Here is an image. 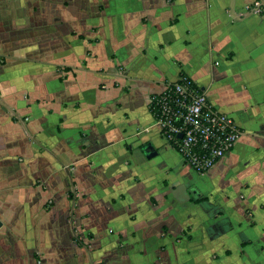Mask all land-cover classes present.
<instances>
[{"label": "crops", "instance_id": "1", "mask_svg": "<svg viewBox=\"0 0 264 264\" xmlns=\"http://www.w3.org/2000/svg\"><path fill=\"white\" fill-rule=\"evenodd\" d=\"M180 74L240 131L204 173ZM0 264H264V0H0Z\"/></svg>", "mask_w": 264, "mask_h": 264}, {"label": "built area", "instance_id": "2", "mask_svg": "<svg viewBox=\"0 0 264 264\" xmlns=\"http://www.w3.org/2000/svg\"><path fill=\"white\" fill-rule=\"evenodd\" d=\"M150 106L163 139L198 173L209 171L240 136L233 120L214 110L205 94L186 77L180 76L162 93L153 95Z\"/></svg>", "mask_w": 264, "mask_h": 264}, {"label": "trees", "instance_id": "3", "mask_svg": "<svg viewBox=\"0 0 264 264\" xmlns=\"http://www.w3.org/2000/svg\"><path fill=\"white\" fill-rule=\"evenodd\" d=\"M180 76H183V77H184L183 74H180ZM150 111H151L152 114H154V111H153V107H152V106H150ZM153 116H154V115H153Z\"/></svg>", "mask_w": 264, "mask_h": 264}, {"label": "water", "instance_id": "4", "mask_svg": "<svg viewBox=\"0 0 264 264\" xmlns=\"http://www.w3.org/2000/svg\"><path fill=\"white\" fill-rule=\"evenodd\" d=\"M178 137L181 138V135H179Z\"/></svg>", "mask_w": 264, "mask_h": 264}, {"label": "rangeland", "instance_id": "5", "mask_svg": "<svg viewBox=\"0 0 264 264\" xmlns=\"http://www.w3.org/2000/svg\"><path fill=\"white\" fill-rule=\"evenodd\" d=\"M76 240L78 241V238Z\"/></svg>", "mask_w": 264, "mask_h": 264}]
</instances>
